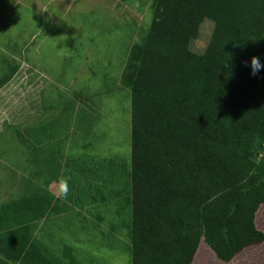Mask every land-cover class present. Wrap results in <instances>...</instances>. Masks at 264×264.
Here are the masks:
<instances>
[{
  "label": "trees",
  "instance_id": "1",
  "mask_svg": "<svg viewBox=\"0 0 264 264\" xmlns=\"http://www.w3.org/2000/svg\"><path fill=\"white\" fill-rule=\"evenodd\" d=\"M150 11L119 79L129 91V264H189L200 242L227 263L264 242L254 222L264 70L248 66L253 56L264 64V0H152ZM203 20L212 29L197 54L189 45ZM11 236L18 251L2 264H44L28 258L23 234Z\"/></svg>",
  "mask_w": 264,
  "mask_h": 264
},
{
  "label": "rangeland",
  "instance_id": "2",
  "mask_svg": "<svg viewBox=\"0 0 264 264\" xmlns=\"http://www.w3.org/2000/svg\"><path fill=\"white\" fill-rule=\"evenodd\" d=\"M151 2L77 0L64 14L59 9L52 11L56 9L53 5L51 41L39 53L40 75L28 67L10 66L14 61L9 56L3 58L10 53L0 45V80L15 74L14 83L6 84L0 93L4 112L0 114V184L8 188L15 183L18 194L27 197L33 190L42 192L45 178L58 180L61 168L76 167L89 170L84 173L83 186L95 198L97 193L102 197L109 191L107 175L116 172L114 198L110 194V200L100 204L109 206L110 219L113 204L114 227L107 230L101 223L97 234L83 241L88 231L85 225L75 227L76 220L64 224L59 218L54 229L50 220L41 230L46 232L41 244L50 253L44 257V264L57 261L60 245L65 243H71L72 255L81 257L77 252H84L93 259L91 263L82 259L80 264H129V212L122 204L129 192V91L119 79L131 45L148 29ZM211 29L212 23L203 20L189 45L192 52H202ZM74 156L82 160L73 162ZM28 159H32L31 165ZM75 172L72 174L82 178V172L81 176ZM89 180L93 189L86 185ZM12 199L5 204H11ZM83 199L90 203L81 195L76 205H69L87 215ZM255 225L264 233V204L256 211ZM101 227L112 236L107 237ZM193 258L192 264H219L202 242ZM228 264H264V242L244 249Z\"/></svg>",
  "mask_w": 264,
  "mask_h": 264
},
{
  "label": "crops",
  "instance_id": "3",
  "mask_svg": "<svg viewBox=\"0 0 264 264\" xmlns=\"http://www.w3.org/2000/svg\"><path fill=\"white\" fill-rule=\"evenodd\" d=\"M62 1L63 0H0V45L5 47L10 53L9 55L3 56V58L9 56L14 61L13 63L10 60L12 62L10 66L31 68L34 75L40 73L39 68L41 64L38 62L40 59L39 53L42 46H44L47 41H51V20L54 19H52L50 9L54 5L56 9L52 8V11L59 9L61 10V14H64V11L68 9L69 5L75 3L77 0L65 1V9L62 7ZM45 14L49 16V21ZM14 77L15 74L6 79L3 78L0 80V93H2L6 84H11L12 81V83H14ZM32 91L33 89H31V92ZM0 110V114L3 115L4 112L2 108H0ZM61 111L63 112V110ZM29 131V138L32 140V128ZM79 156H74L71 160L73 162L81 161L82 159H79ZM28 162L29 165H31L32 159H28ZM85 171L88 172L89 170H77L76 167H72V169L66 168L65 170L61 168V177L71 178L69 180V195L67 199L60 200L61 202L56 194L54 181L50 177L44 179L45 182L43 185L46 186L42 189V192L33 190L32 193H28L27 197L26 195L23 197L24 193L20 194V197L17 192L19 189L15 183L8 188L7 186L4 185V187L3 184H0V264H2L1 261L4 259L2 256L3 253L12 254L15 250L18 251V246L11 236V234L14 235L16 233L25 236L24 239H26L28 245V258L31 261L42 260L44 263V260H47L44 257L50 253L46 251L47 247L41 244V240L44 239V234H46V232L42 233L41 230L47 225L49 226L50 220L53 221L54 229L56 228V225L54 224L57 222L55 220L59 218V221L64 224L74 223V220H76L75 227H77V225L79 226V224L85 225L88 231L86 232L87 236L86 238H83V241L87 240L90 234H97L95 231H98L101 223H104L107 226V230H109L110 227H114L112 224V222H114L115 213L113 204L111 206V219L109 215V206L103 207L102 205L100 206V204L109 201L110 194L111 198H114L116 172L111 177L107 175L106 188H109V191L106 193L104 192L102 197L97 193L95 198H93V195H91L83 186ZM74 172L77 174L82 172V176L79 174L82 178H78L76 175L72 174ZM92 181L94 182L93 178ZM93 182H90L89 180L86 185L90 189H93ZM110 189L112 191H110ZM78 191H80L81 194ZM81 195H83L84 198L87 197L90 201V203H87V200L85 199V203L83 199V207H85L84 212H86L87 215L81 214L75 206L69 205V203L76 205ZM10 197L11 199H14L11 200V204L6 205L5 201L10 199ZM64 204L68 206H65ZM76 212L77 214H75ZM101 229L107 233V237L109 235L112 236L107 230L103 229V227H101ZM15 230L16 233L14 232ZM102 236H104V234H102ZM74 238V241L78 240L77 236H74ZM64 245H60L61 254L57 257V261L53 260L45 262H47V264H67L69 259H72L77 264H80V260L82 259H85L84 261H87V263L92 262L93 259L85 256L84 252L78 253L77 250H74V252L82 254V256L78 257L77 255L75 256V254L72 255L73 248L70 247L71 243H69L70 246H68V243H65ZM197 248L198 246L190 253L189 264H192ZM212 257L219 264H228L232 261L223 263L218 261L213 254Z\"/></svg>",
  "mask_w": 264,
  "mask_h": 264
},
{
  "label": "clouds",
  "instance_id": "4",
  "mask_svg": "<svg viewBox=\"0 0 264 264\" xmlns=\"http://www.w3.org/2000/svg\"><path fill=\"white\" fill-rule=\"evenodd\" d=\"M239 46V45H236ZM251 69L250 74L252 76H256L257 73L260 71L264 70V64L261 63L260 59L256 56L251 57L250 59V64L248 65ZM230 65H228V68ZM70 177H60L58 180L54 182L55 184V191L60 199H67L69 192H70V187H69V180Z\"/></svg>",
  "mask_w": 264,
  "mask_h": 264
}]
</instances>
